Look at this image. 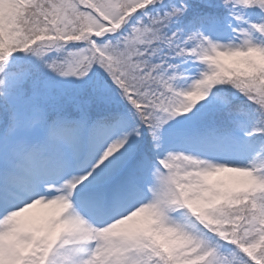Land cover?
<instances>
[{
  "label": "snow or ice",
  "instance_id": "snow-or-ice-1",
  "mask_svg": "<svg viewBox=\"0 0 264 264\" xmlns=\"http://www.w3.org/2000/svg\"><path fill=\"white\" fill-rule=\"evenodd\" d=\"M0 264H264V0H0Z\"/></svg>",
  "mask_w": 264,
  "mask_h": 264
}]
</instances>
